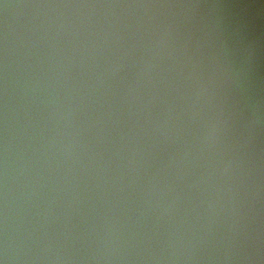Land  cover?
Listing matches in <instances>:
<instances>
[{"label": "water", "instance_id": "obj_1", "mask_svg": "<svg viewBox=\"0 0 264 264\" xmlns=\"http://www.w3.org/2000/svg\"><path fill=\"white\" fill-rule=\"evenodd\" d=\"M0 264H264V0H0Z\"/></svg>", "mask_w": 264, "mask_h": 264}]
</instances>
